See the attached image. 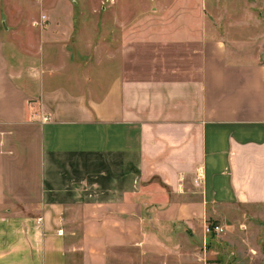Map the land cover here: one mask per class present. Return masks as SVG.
<instances>
[{
	"label": "crops",
	"instance_id": "obj_1",
	"mask_svg": "<svg viewBox=\"0 0 264 264\" xmlns=\"http://www.w3.org/2000/svg\"><path fill=\"white\" fill-rule=\"evenodd\" d=\"M67 4L0 33V264H264L263 43L208 0Z\"/></svg>",
	"mask_w": 264,
	"mask_h": 264
},
{
	"label": "rangeland",
	"instance_id": "obj_2",
	"mask_svg": "<svg viewBox=\"0 0 264 264\" xmlns=\"http://www.w3.org/2000/svg\"><path fill=\"white\" fill-rule=\"evenodd\" d=\"M59 1L63 3L66 1L70 7L68 9L75 10L76 15H79V6L85 1L87 9L93 4L100 11L108 12L109 16L113 4L117 2V0H0V33L5 29L11 34L20 32L26 43L39 40L51 22L49 11H63L62 8H52ZM208 1L210 6L204 8L205 14L210 17L221 34H225L233 42H243L248 47L260 48L262 43L264 45V0ZM192 13L196 15L195 8H192ZM29 17L32 18L29 20ZM10 38L13 40L12 36ZM64 42L63 39L58 43L65 46Z\"/></svg>",
	"mask_w": 264,
	"mask_h": 264
},
{
	"label": "built area",
	"instance_id": "obj_3",
	"mask_svg": "<svg viewBox=\"0 0 264 264\" xmlns=\"http://www.w3.org/2000/svg\"><path fill=\"white\" fill-rule=\"evenodd\" d=\"M225 228L222 225L216 224V223H207L205 225V231L206 232H216V233H222L224 232Z\"/></svg>",
	"mask_w": 264,
	"mask_h": 264
}]
</instances>
